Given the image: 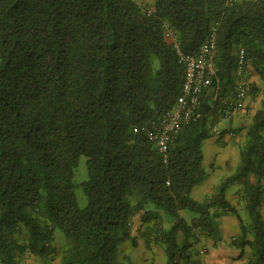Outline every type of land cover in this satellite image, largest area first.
<instances>
[{
	"label": "trees",
	"instance_id": "1",
	"mask_svg": "<svg viewBox=\"0 0 264 264\" xmlns=\"http://www.w3.org/2000/svg\"><path fill=\"white\" fill-rule=\"evenodd\" d=\"M167 26L188 55L216 27V74L164 161L146 131L134 129L171 109L182 90L184 65ZM239 48L251 60L248 95L256 96L264 88V0H156L154 9L142 0H0V264L53 253L57 228L70 240L65 264H121L120 245L136 244L131 219L149 201L173 218L154 237L168 264H201L193 245L202 236L220 242L218 218L227 214L239 221L232 245L241 256L249 247L247 264H264V99L238 168L210 199L193 197L206 177L203 142L217 134L210 118L236 111ZM82 155L84 208L73 183ZM237 181L248 224L226 196ZM142 215L159 222L152 210Z\"/></svg>",
	"mask_w": 264,
	"mask_h": 264
},
{
	"label": "rangeland",
	"instance_id": "2",
	"mask_svg": "<svg viewBox=\"0 0 264 264\" xmlns=\"http://www.w3.org/2000/svg\"><path fill=\"white\" fill-rule=\"evenodd\" d=\"M261 88L263 89L261 93L256 96H251L250 92L248 98L251 97L252 100L254 98L256 100L260 97L264 98V88ZM252 100H247L245 107L241 110H236L233 115L238 121V126L236 128L242 127V131L238 130L237 132H232L233 128L231 130L230 128H227L229 121L226 118H222L219 116L210 118L211 130L213 131V127L217 126V128L221 131L220 134H214L218 136V141L214 142V145H216L217 147L218 143L221 144V146L219 145L218 147L220 148L219 153H216L215 155L217 157L218 154H220V157L222 156V159L219 158L220 163H218L217 165L214 159V162L210 166V168H212V170H214V168L217 169L211 174V170L208 169L205 159L203 165L205 167V172L209 176V180L216 183V188L220 185L222 180L234 173L241 163V152L248 139L246 128L250 124L241 125L239 121L240 119H243L244 122L250 121L251 112L253 111L251 109L253 107V105L251 104ZM225 129H228L230 132L223 133L222 131H224ZM228 134H230L229 139L223 140V138L225 136H228ZM203 151H207V139L203 142ZM86 161L87 157L85 155H82L80 157L78 166L75 171V176L73 178L77 201L81 208H84L88 204V197L84 191V187L82 184L83 181L88 178V169ZM249 179L253 180L255 179V177L249 176ZM262 180H264V177ZM203 185L206 184L204 183ZM262 185L264 191V183H262ZM243 188L244 181H237L233 184H230L227 187L226 196L227 198H231L234 202H237V206H239L237 207L239 209V213L243 218L245 224H248L249 215L245 207V200L242 196ZM215 192L216 189L213 190V194ZM132 199L135 205L136 201H138V198L134 197ZM200 200L201 199L198 198L197 201ZM147 209L152 210V213L157 216L159 222L155 223L154 220L144 222L142 218L143 211L137 212L132 217L130 230L132 235L136 238V244L133 243L132 239H128L120 245L118 260L121 264H168V257L165 252L164 245L161 242H155L154 237L157 234L159 228H168L172 224L173 218L163 208H158L151 201L148 202ZM260 210L264 216V193ZM190 214H192L191 211L183 212V215H185L188 220L191 216ZM233 219L236 222H239L235 216H233ZM145 225H148V230H145ZM23 234L24 232L21 233V235ZM235 235L236 234H233L232 236H226L222 234L220 244L224 246V249L227 248L231 251V254H229V258L232 259L233 264H247V258L250 253L249 247L247 246L245 248L244 255L241 256L240 250L236 249L231 242L232 237ZM24 237V235L22 237H19V241L23 242ZM206 239V236H202L200 238V245H193L192 252L194 254V259L200 260V255L209 253L210 247L208 243H206ZM53 243L55 246L53 253L47 255H32L29 253L26 255H21L19 258V264H65L64 262H62V257L68 247V244L70 243V240L67 238L65 232H63L59 228L55 229Z\"/></svg>",
	"mask_w": 264,
	"mask_h": 264
},
{
	"label": "built area",
	"instance_id": "3",
	"mask_svg": "<svg viewBox=\"0 0 264 264\" xmlns=\"http://www.w3.org/2000/svg\"><path fill=\"white\" fill-rule=\"evenodd\" d=\"M236 1L227 0L232 4ZM251 1V0H246ZM167 37L172 39L173 46L177 52L178 60L184 65V80L182 90L175 105L156 114L147 123L135 127V132L146 131L149 139L157 146L158 150L167 160L169 154V144L176 135L186 125L193 111L200 105L201 97L205 89L213 82L216 74L215 51H216V27L210 36L201 44L199 51L195 55L184 53L173 31L167 26ZM251 60L247 58L244 48H239L236 57L235 68V98L232 101V109H242L248 98L250 81ZM213 132L220 133L217 126L213 127Z\"/></svg>",
	"mask_w": 264,
	"mask_h": 264
},
{
	"label": "crops",
	"instance_id": "4",
	"mask_svg": "<svg viewBox=\"0 0 264 264\" xmlns=\"http://www.w3.org/2000/svg\"><path fill=\"white\" fill-rule=\"evenodd\" d=\"M142 1L144 2V4L146 6H148L151 9H154V5H155L156 0H142ZM251 81H255L259 85L261 84L260 79L257 77V75H254V74L251 76ZM263 99L264 98H262V97H260L257 100L255 98L252 100L251 97L247 98L248 101L252 100L251 104L253 105V107L251 109L253 111L251 112V118H250L249 122H246V121L244 122L243 119L241 120L239 117V119H240L239 122L241 125L251 124L252 117L255 114L256 110H258L260 108L261 101ZM234 112L235 111H230L227 118H226L229 121L227 128L232 129V128H236L238 126V123H237L238 121H237L236 117L233 116ZM229 137H230V134H228V136H225L223 138V140H227V139H229ZM217 138H218V136L214 135L213 137L207 139V151L204 152V159L206 160L207 167H208V169L211 170L210 174L217 169V168L216 169L214 168V170H212V168H210V166L214 162V159L216 161L215 162L216 165L218 163H220L219 158L222 159V156L220 157V154H218L217 157L215 155L216 153H219L220 148H218V147H219V145L221 146L220 143H218L217 147H216V145H214V142L218 141ZM204 159H203V162H204ZM202 166L205 169L203 163H202ZM204 183L206 185H203ZM262 183H264V180H262ZM215 188H216V183L209 180V176L206 173L205 179L195 186L194 191H193V197L195 198V200L196 199L198 200V198H200L202 201H206V200L211 198V196L213 195V190ZM228 199L231 203H233L234 205L237 206V202H234L231 198H228ZM201 200L198 202H202ZM147 206H148V203L145 204L144 210H141V211L144 212V211L148 210ZM237 207H239V206H237ZM190 215H191L190 217L188 215L189 219L192 218V214H190ZM142 218H143V216H142ZM143 220H144V222L149 221V220H145V219H143ZM154 222H155V220H154ZM218 223L220 225L221 234H224L226 236H232L233 234L238 235L240 232L239 231V222H236L233 219V215H231V214L220 216L218 218ZM145 230H148V225H145ZM200 243H201V241L199 240L198 242H196L194 244V246L195 245L198 246V245H200ZM206 243H208L210 249H209V253L200 255L201 257H200V260H198V261L201 264H233L232 259L229 258L230 257L229 254H231V251L227 248L224 249V246L221 245L220 242H217V240L215 238L207 237Z\"/></svg>",
	"mask_w": 264,
	"mask_h": 264
}]
</instances>
